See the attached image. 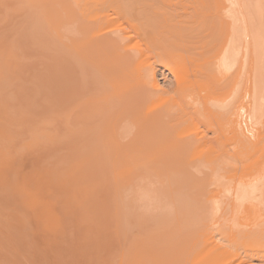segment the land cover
<instances>
[{
    "label": "bare ground",
    "instance_id": "6f19581e",
    "mask_svg": "<svg viewBox=\"0 0 264 264\" xmlns=\"http://www.w3.org/2000/svg\"><path fill=\"white\" fill-rule=\"evenodd\" d=\"M9 1L6 4H9ZM20 1H23V4ZM262 1L264 0H18L17 8L18 4L21 3L20 16L23 19L17 17V20L14 17L17 13L13 14V19L16 18V22L21 19L23 22L25 19L26 23L32 24L30 30V24L24 23L26 24H23L24 28L28 25L27 28L29 29L24 31L20 21L21 26L18 27H21V30L19 29L18 32H21L22 35L27 32L26 35L32 37L45 34L48 37L52 35L58 38V42L52 47L54 51L58 49L57 51L61 56L58 55L60 61L57 59L59 63L57 64L60 69H57L58 72L55 74H59L55 76L56 80L60 77L59 88L61 92H55L56 95L57 93L60 95L59 98L62 103V106L61 103L59 104L62 107L60 114L63 115L67 111L65 104L70 101L69 106L75 112H79L78 116L81 115L82 121L79 124L80 129L77 127L79 130L76 134H72L73 139L68 141L69 144L62 145L61 143L64 150L70 149L69 151H71V154H67V159L70 162H82L81 164L103 161L138 164L168 163L199 168L216 165L228 170V174L224 178H220L221 183L216 180L217 183L209 184V187L213 189H202L195 185L187 186L188 184H186V205L190 202H197L199 205L196 208L192 205L193 208L189 211L187 208L186 222L189 224H186L189 226L196 222L207 221L203 229L205 232L202 230V235L207 233V236L204 237L203 235L204 241L200 238L202 243L199 244L198 241V244L202 248L205 244H209L212 249H215L214 257L220 261L219 264H254L256 261L264 264V166H260L258 162L260 158H264V144L262 143L264 141L258 140L259 137L255 134L256 130L261 127L258 126L255 130V126L264 123V120L262 122L264 119V42L263 44L262 42L255 43L256 47H254L256 38L261 37L264 40V34L255 37L251 28L255 27L252 26V23L254 24L252 22L254 19L252 18L253 10L257 8L255 5ZM258 12L256 11V13ZM8 15L12 16L9 13ZM8 18L10 19V17ZM256 19L260 21V15L259 19L258 15ZM10 22L14 26L12 17ZM17 23L19 24V22ZM15 31L17 32V29ZM24 47L22 48L24 49ZM34 53L32 56H35ZM253 55L256 57H253V60H256V66L259 69H257L256 74L260 71L263 73L260 78L255 77V84L251 81L254 77V70L251 71ZM39 56L37 57L39 58ZM23 58L25 57L23 56ZM58 65L57 68H59ZM26 67L24 68L26 69ZM29 67L27 68L29 69ZM45 68L47 67H44L43 70H46ZM66 69L69 73L66 72ZM43 72L41 70V73ZM66 76H70L71 84H69V79L67 81ZM160 78L164 82L163 86L160 84ZM48 81H51L50 77ZM48 81L43 83L50 84L52 82ZM66 81L70 87L67 86ZM36 82L40 83L41 81L37 80ZM53 83H55L54 80ZM58 84L56 85L59 86ZM47 85L46 87H49ZM50 85V88H53L52 84ZM24 86L28 87V85ZM31 88L35 87L31 86ZM45 90L47 91V89ZM51 90L49 89V91ZM32 91L35 93L34 90ZM52 92L54 91H51V95H47L54 97L55 94L52 96ZM66 92H68V96L70 95V100ZM40 93L38 96L34 95V98L36 99V96L41 98L40 95L42 94ZM29 94L31 93L29 92ZM23 95L24 93L20 94L18 98L23 97ZM32 96L29 95V98L27 96V99ZM45 96L46 93L44 92ZM49 96L45 97V101H43V103L46 102V105V99L49 101ZM14 97L16 98L15 95ZM67 97L68 102H66ZM58 99L55 103L59 102ZM22 100L24 104L26 99ZM37 100L41 102L42 99L37 98ZM13 103L15 105V102ZM25 104L29 103L26 102ZM56 107L57 105H55ZM26 112L22 110V113ZM67 112L71 114L69 110ZM60 114L57 113L59 116ZM67 114L63 117H66ZM52 118L50 119L52 120ZM61 119L64 118L61 116ZM70 120H72L71 117ZM66 121H68L67 118ZM61 123H57L59 124L58 129L61 127ZM68 123L71 125V121ZM40 125L43 127L42 124ZM262 125L264 126V124ZM39 126L36 129H40ZM64 126L60 129L65 130ZM47 127L49 126L47 125ZM259 131L257 130V133ZM67 132L69 134V129ZM37 133H35V137ZM66 133L61 135L62 140L60 142L72 138H66L68 135ZM38 135L42 136L41 134ZM258 135L260 136V133ZM40 136L38 137L40 138ZM256 136L258 137L257 141L255 140ZM42 139L43 137L41 140L39 139V143H42ZM54 140L56 139L54 138ZM20 143L22 145V141ZM36 147L39 148L38 145ZM26 149H30V147H26ZM6 155L8 154L6 153ZM262 163H264L263 160ZM219 177L223 176L220 175ZM152 187L154 189V186ZM148 190L146 196H144L145 190L144 193L142 191L140 193L142 192L144 198L150 199ZM147 198L146 200H149ZM154 199L156 198L154 197ZM140 200L145 204L147 202L143 199ZM155 201L153 200L154 204ZM150 206L151 208L155 207L153 203ZM166 206L167 209L168 206L170 207V205ZM163 209L160 210L162 213L165 211L168 213L166 208ZM172 209L170 207L171 211ZM152 211L148 210L150 213ZM222 226L226 229L224 230ZM215 227L216 229L213 230ZM218 227H222V232ZM216 230L221 232L216 233L218 236H214ZM208 231L211 232L208 233ZM213 232L214 234H212ZM216 237L220 238L216 239ZM238 241L240 245L237 243ZM198 249L195 250L197 254L200 251ZM197 254L194 253V255ZM195 258L197 259V257L193 259ZM215 259L213 260L215 261ZM213 260L211 261L214 263Z\"/></svg>",
    "mask_w": 264,
    "mask_h": 264
},
{
    "label": "rangeland",
    "instance_id": "374dc122",
    "mask_svg": "<svg viewBox=\"0 0 264 264\" xmlns=\"http://www.w3.org/2000/svg\"><path fill=\"white\" fill-rule=\"evenodd\" d=\"M8 1L9 0L6 1L0 0V12L2 14V15L0 14V81L2 80L1 81L2 83L0 82V94H1L0 109L3 106L2 110H0V113H2L0 114V122H1L0 123V162H1L0 163V206H1L0 207V264H212L213 262L211 260L217 258L214 257L215 249H212L209 244L208 245L205 244L208 247H206L205 245H204L205 247L203 246V248L202 246H199V244H201L202 241H204L205 239L204 237L207 236L206 235L207 233H203L204 237L202 235V232L204 231L203 230L204 225L207 224V221H200V223L196 222L195 224L189 226L187 225L189 223L186 222L187 208H188L187 211H189L193 207L194 208L199 207V205H197V202L196 203L190 202L186 205V184H188L187 186L195 185L197 187H201L202 189L204 188L213 189L212 187H209V184L217 183L218 181H219L218 183H221L222 180L220 181V178L221 179L224 178V176L228 174L227 173L228 170H224L222 167H217L216 165L213 166L211 165L205 168L204 167L199 168L193 166H186L184 164H168V163L138 164V163H124V162L117 163V162L103 161L98 163L91 162L89 164L88 163L81 164L82 162H78V163L70 162L67 159V154H71V151H69L70 149L68 148H67L68 150H64V147L62 145L63 144L68 145L69 144L68 141H71L73 139L72 134L73 133L76 134V132L80 129L79 124L81 121L80 119L81 115L78 116L79 112H75L74 109H71V106H69L68 103H70L69 101L70 95L68 96L69 91L67 89L66 91L68 92L66 93L67 96L69 97V100L67 97L66 102L68 101L69 102L65 104V107H67L66 110L67 111L69 110L71 114H69L67 111L66 112L68 114L65 112L67 114L66 117H63V115H66L65 113H63V115L60 114L62 109L61 107L62 103L60 102V98H59L60 95H58L57 93L58 97H56L57 95L55 94V92H61V89L59 88L60 77H58V79L56 80L55 76L59 74L57 75L55 74L56 72H58L57 69H60V66L58 65L59 64L58 60L61 56L59 55V51H57L58 49L56 50L55 47L56 51H54V48L52 47L56 45V43L58 42V38L56 36L53 37L52 35L48 37V35L46 36L45 34H42V36L38 34L39 38L37 37V35L32 37L31 35L28 34L27 36L26 35L27 32L22 35L21 32H18L19 29L21 30V27L19 28L18 26L22 25L23 27L22 30L24 29L25 31V29H28L27 28L28 25L26 28H24V25L30 24L29 27L30 30L32 25L29 22L26 23L24 21L25 19L23 20V22L21 21L23 18L20 16L21 15L20 11H22L21 9L22 7L20 8V6H22L23 1H20L22 2V4L19 3L18 8H17L18 0L17 1L10 0L11 3L9 1V4H6ZM13 6H15V8H13ZM255 7L257 8L255 9L253 7V9L259 12L256 13V11L253 10L252 18L254 19H252L253 20L252 22H254V24L252 23V26L255 27H251V28L253 33H255L254 34L255 37H259L260 36L259 34H264L263 33L264 27H262L264 26V1L255 5ZM8 13L12 16H9ZM15 13H17L18 15L16 14V16H14L13 14ZM257 15H258V19L260 15V19H259L260 21L256 19ZM13 16L16 18L17 17L22 18L21 20L17 21L19 22V24L15 21L16 18L13 19ZM8 17H10V19ZM11 17H12V21L14 20V26L13 24H10L12 23L10 22ZM7 19L10 21H8ZM20 21L22 22L21 25H20ZM260 22L261 24L263 23L262 26L261 24H259ZM15 27H17L16 28L17 32L15 31L16 30ZM253 29L254 30L257 29L258 31L255 30L256 31L255 32ZM256 40L257 41L254 42V47H256L255 43L258 44L262 42L263 44L264 42V40H262L261 37L258 39L256 38ZM41 44L43 45L37 46ZM20 46L22 47L25 46V47L23 49ZM34 47H36L35 50ZM18 48L19 49L21 48L22 50L21 49L19 50ZM19 52L21 53L20 55ZM32 53H34L33 55L35 56H32ZM253 54L256 56V53L254 51ZM38 55H40L39 58L37 57ZM254 55L252 56V60L253 57L256 58ZM23 56L25 58H23ZM50 56L53 59H51ZM26 57L28 58V60ZM34 58L37 59L36 60L37 62L35 61ZM254 60L251 62V71L253 72L254 70L253 72L254 75L253 73H251L254 76L252 77L251 81L254 82L255 84L256 82L254 80L255 77L260 78V75L262 76L263 73L260 71L259 72L260 74L258 73L259 75L256 74L258 66H256L257 65L256 60L255 61ZM254 62L255 64H253ZM34 64H36L35 65L36 67L34 66ZM57 65L59 68H57ZM25 66L29 67V69L27 67L25 69L24 68ZM254 66H256L257 68ZM44 67H47L45 68L46 70H43ZM41 70L44 72L41 73ZM66 72H68L67 69ZM21 74L23 76H20ZM35 74L37 75L35 76ZM7 76H9L10 78ZM49 77L52 82L48 81ZM30 78L32 82L31 80H29ZM35 79H37L38 81L40 80L41 82L43 80H44L43 82H47V81L51 82L50 84H52L53 88H50L51 85L49 83H45V84L43 82L38 83L36 82L37 80ZM66 79L67 81L70 80L69 84H71L70 82L72 81L70 79V76L69 77L66 76ZM34 80L36 84L33 83ZM53 80L55 81V83H53ZM30 83H32V85H29ZM23 84L26 86L28 85V87L26 88ZM54 84H55V88H54ZM56 84H58L59 86H57ZM66 84L68 86V82ZM160 84H162L161 86L164 85V82L161 78H160ZM46 85L49 87H46ZM31 86L35 88H31ZM40 86L43 88L41 89ZM16 87L18 88L15 89ZM68 87H70V85ZM4 88L6 91L4 90ZM45 89H47V91ZM49 89H52L51 91H54L52 92V96L53 94H55L54 95L55 98L49 96L51 95V91H49ZM18 90L19 92H21L20 93L21 95L22 93H24L26 97L23 95V97L21 96V98L20 97L18 98V96H20L19 92H17ZM31 90H34L35 93L37 94H35L33 91L31 92ZM29 92L31 94H29ZM44 92L46 93L45 96L46 98L47 96L51 97V98L48 97L49 101L46 99L47 105L49 103L48 107L50 108L47 107L46 102H44L45 104L43 103V101H45ZM39 93L42 94L40 95L41 98L37 97ZM26 94H29L30 96L33 95L31 97L32 99L31 98L27 99V96L29 98V95ZM14 95L16 96V98L14 97ZM34 95H37L36 99L34 98L35 97ZM37 98L39 100L42 99L41 102L38 101ZM22 99L29 100V101L24 100V104L26 102L29 104L24 105L22 103L23 102ZM56 99H58L59 101L58 103H55L57 102ZM13 102H15V105ZM59 104L61 106H59ZM26 105L28 106V108H26L27 107ZM38 105L40 106V108ZM55 105H57V107L59 106L58 109L57 107L55 108ZM37 108L38 110H36ZM22 110L24 112L27 111L28 113L27 112H26L27 114L22 113ZM41 111L43 114L41 113ZM55 112L60 114V116L57 115V113ZM22 114H24V116H22ZM68 115L71 117L72 120H70V117ZM74 115L76 117L72 118V116ZM61 116L64 119H61ZM44 117H48V118H44ZM23 118L25 121L23 120ZM35 118L37 121L35 120ZM50 118H52V120ZM58 118L60 119L58 120ZM66 118L68 121H66ZM263 120L264 119H262V122ZM7 121L10 123H8ZM70 121H71V125H69L68 123ZM32 122H34L35 124H33ZM58 122L59 124L61 123V127H59V129L57 128L59 125L57 124ZM38 124L39 125L42 124L44 128L41 125L39 126ZM262 124L255 126V130L257 129L258 126L259 127L261 126L259 129H257L261 131L258 132L260 133V136L258 135L256 130L255 134L259 137L258 139V137L256 136L257 137L255 138L256 141L257 139L260 140L261 142L264 141V137H263L264 131L262 132V130L264 129L262 127L264 126ZM47 125L49 127H47ZM62 125L63 126L65 125L64 126L65 130H61L63 128ZM38 126L40 127V129L39 128L36 129V127ZM77 127L79 129H77ZM35 129L37 131H40V133H37ZM57 129L59 130L60 134ZM68 129H69V134L68 132L66 133ZM31 130H33V132H31ZM34 132L37 133L36 134L37 138L35 137ZM62 132L63 134L65 133L68 134L66 138L67 137L68 138L72 137V138H69L65 142L64 141L60 142V140H62L61 137V135H63L61 134ZM38 134H41L42 136ZM50 134L53 136H51ZM261 134L263 135L261 136ZM38 136H40V138ZM41 137H43L42 143L41 142L39 143ZM59 137L61 138L59 139ZM54 138L56 140H54ZM66 138L64 139L66 140ZM36 140L38 143L36 142ZM21 141H22V145L20 143ZM262 143L264 144V142ZM34 144L38 145L39 148H37L36 145ZM28 146L30 147L31 150L26 149V147L29 148ZM6 153L8 155H6ZM260 160L261 162L262 160L264 162V158L263 159L260 158ZM260 160H258L260 166L261 165L264 166V163L261 164ZM220 169H222L223 171H221ZM218 175L219 176L222 175L223 177H219ZM152 186H154V189ZM150 187L152 188V190H150L151 189ZM147 189H149L148 194L150 199L147 197L146 198L152 202L144 198V196L147 195ZM144 190L146 191L145 193ZM140 191L144 193V196L142 192L140 193ZM175 193L177 196L175 195ZM140 194L142 195L143 198L142 197L140 198ZM154 197L156 199H154ZM157 197H159L160 199H158ZM140 199H143V201H147L146 204L145 202L143 203ZM165 199L167 200L163 201ZM173 199L175 200L177 199V200L175 201ZM153 200L154 201L156 200L155 204ZM157 201L158 203H160L161 201V203L158 204L156 203ZM150 203L151 204L153 203V206L155 205V207L151 208ZM148 204L149 206H147ZM143 205H145L146 208L145 206L143 207ZM166 205H170L171 209L173 208L172 209L173 213L170 210L169 206L167 209ZM192 205L193 207H191ZM147 207L150 208L148 209ZM163 207L167 209L168 213H166V211L165 212L163 211L164 213L160 211L163 209ZM147 209L149 211L153 210L152 213L155 210L156 211L155 213L152 214L148 212ZM239 214L240 213H238V215ZM219 227L218 229L222 232L221 229L223 226L221 228ZM215 229L216 227L213 228V230ZM223 229L225 230L226 228L223 227ZM219 230L214 231L215 232L214 236H218V234L221 233ZM210 232L208 231V233ZM214 232L212 234H214ZM216 233L218 234L216 235ZM200 238L203 239L201 242H200ZM218 238L220 237H216V239ZM198 241L200 242L199 244ZM237 243L239 244V241ZM5 245L8 246L5 247ZM192 246L194 247V249ZM198 248L200 249V251H198L199 254H197V251H195ZM194 253L197 255H194ZM194 257H197L198 261L196 258L193 259ZM216 261L217 260L215 259L213 264H217L218 262H220V261L217 262ZM261 263L262 262L260 261L254 262V264H261Z\"/></svg>",
    "mask_w": 264,
    "mask_h": 264
}]
</instances>
